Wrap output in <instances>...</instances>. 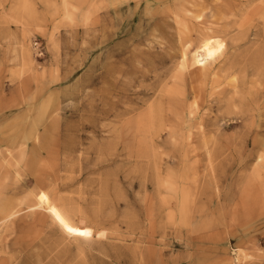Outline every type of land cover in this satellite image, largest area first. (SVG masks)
<instances>
[{
  "label": "rangeland",
  "instance_id": "obj_1",
  "mask_svg": "<svg viewBox=\"0 0 264 264\" xmlns=\"http://www.w3.org/2000/svg\"><path fill=\"white\" fill-rule=\"evenodd\" d=\"M263 114L264 0H0V264H264Z\"/></svg>",
  "mask_w": 264,
  "mask_h": 264
},
{
  "label": "bare ground",
  "instance_id": "obj_2",
  "mask_svg": "<svg viewBox=\"0 0 264 264\" xmlns=\"http://www.w3.org/2000/svg\"><path fill=\"white\" fill-rule=\"evenodd\" d=\"M210 25V24H209ZM197 29V28H196ZM198 30V29H197ZM201 30V29H200ZM199 31V30H198ZM199 33V32H198ZM201 34V33H200ZM200 36V35H199ZM203 39V38H202ZM200 40V38H199ZM199 42V41H198ZM222 42V41H221ZM218 38H213V37H209V38H204L202 43L196 47V49L194 50H189L188 48H184V53H183V62H185L187 65H190V66H201V68H205L207 69V67L210 65L211 61L213 62V59H215L217 57V55L219 54V52L222 50L223 48V43H221ZM185 47V46H184ZM183 51V50H182ZM216 63V62H215ZM212 65V63H211ZM211 68V66H209ZM213 67V66H212ZM192 68V67H191ZM202 68V69H203ZM214 68V67H213ZM204 69V70H205ZM203 70V71H204ZM190 71V70H189ZM205 76V74H204ZM184 77V75H183ZM207 77V76H206ZM205 77V78H206ZM204 78V77H203ZM191 81V80H190ZM204 81V80H203ZM204 83V82H203ZM185 84V83H184ZM201 84V83H200ZM200 86V85H199ZM202 86V84H201ZM192 88V87H191ZM211 91V90H210ZM194 92V90H193ZM196 92V91H195ZM205 92V91H204ZM199 93V92H198ZM206 95V94H204ZM174 96V95H173ZM199 96V95H198ZM163 98V97H162ZM173 98V97H172ZM174 99V98H173ZM179 99V98H178ZM197 99V98H196ZM195 99V100H196ZM184 100V99H183ZM211 101V100H210ZM163 102V100H162ZM172 102V101H171ZM212 102V101H211ZM161 103V102H160ZM182 103V102H181ZM202 103V102H200ZM167 105V104H166ZM171 105V104H170ZM191 105V104H190ZM197 105V104H196ZM195 105V106H196ZM150 106V105H149ZM161 106V105H160ZM194 106V105H193ZM174 107V105H173ZM187 107V106H186ZM183 108V107H182ZM191 108V106H190ZM189 108V109H190ZM163 109V108H162ZM172 109V108H171ZM188 109V108H187ZM194 109V107H193ZM160 110V109H159ZM159 110H158V113H159ZM191 110V109H190ZM167 111V110H166ZM163 112H164V109H163ZM182 112V111H181ZM259 112V111H258ZM161 113V112H160ZM159 113V114H160ZM205 113V112H204ZM149 114V113H148ZM158 114V115H159ZM190 114V113H189ZM255 114V113H254ZM264 115V114H263ZM206 116V115H205ZM248 116V115H247ZM254 116V115H253ZM158 117V116H157ZM185 117V116H184ZM194 117V116H193ZM244 117V116H243ZM234 118V117H233ZM149 119V117H148ZM254 119V118H253ZM264 119V118H263ZM158 120V119H157ZM181 120V119H180ZM195 120V119H194ZM200 120V119H199ZM262 120V119H261ZM140 121V120H139ZM142 121V120H141ZM148 121V120H147ZM249 121V119H248ZM255 121V120H254ZM264 121V120H263ZM159 122V121H158ZM161 122V121H160ZM176 122V120H175ZM204 122H205V119H204ZM240 122V121H239ZM250 122V121H249ZM257 122V121H256ZM158 124V123H157ZM255 124V123H254ZM170 125V124H169ZM186 125V124H185ZM188 125V124H187ZM263 125V124H262ZM162 126V125H161ZM189 126V125H188ZM164 127V126H163ZM183 127V126H182ZM193 127V126H192ZM258 127V126H257ZM149 129V128H148ZM161 129V127H160ZM157 130H158V127H157ZM168 130V129H167ZM182 130V128H181ZM161 131V130H160ZM150 132V131H149ZM164 132V131H163ZM156 133V131H155ZM161 133V132H160ZM174 134V133H173ZM176 135V134H175ZM153 136V135H152ZM173 136V135H171ZM155 137V136H153ZM151 138V137H150ZM158 138V136H157ZM160 138V137H159ZM264 138V137H263ZM262 139V138H261ZM153 140V138H152ZM151 140V142H152ZM248 142V141H247ZM254 142V140H253ZM256 144V142H254ZM260 144L263 145V142H258V146H260ZM155 145V143L153 144ZM175 145V144H174ZM261 147V146H260ZM264 161V159H262V162ZM39 182V181H38ZM35 186V185H34ZM36 187V186H35ZM34 188V187H33Z\"/></svg>",
  "mask_w": 264,
  "mask_h": 264
}]
</instances>
